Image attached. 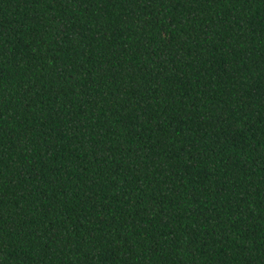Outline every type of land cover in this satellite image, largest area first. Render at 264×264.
I'll return each mask as SVG.
<instances>
[{
  "label": "trees",
  "instance_id": "obj_1",
  "mask_svg": "<svg viewBox=\"0 0 264 264\" xmlns=\"http://www.w3.org/2000/svg\"><path fill=\"white\" fill-rule=\"evenodd\" d=\"M0 264H264V0H0Z\"/></svg>",
  "mask_w": 264,
  "mask_h": 264
}]
</instances>
